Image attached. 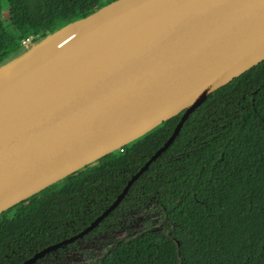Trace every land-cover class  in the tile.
Instances as JSON below:
<instances>
[{"label":"water","instance_id":"obj_1","mask_svg":"<svg viewBox=\"0 0 264 264\" xmlns=\"http://www.w3.org/2000/svg\"><path fill=\"white\" fill-rule=\"evenodd\" d=\"M264 61V0H113L0 68V215L183 113Z\"/></svg>","mask_w":264,"mask_h":264},{"label":"trees","instance_id":"obj_2","mask_svg":"<svg viewBox=\"0 0 264 264\" xmlns=\"http://www.w3.org/2000/svg\"><path fill=\"white\" fill-rule=\"evenodd\" d=\"M111 1L8 0L19 34L10 36L0 21V68ZM182 116L73 173L53 192L2 213L0 264H22L89 227L166 144ZM153 205L164 228L112 241L96 264H264V61L210 94L120 205L83 239L50 255Z\"/></svg>","mask_w":264,"mask_h":264},{"label":"rangeland","instance_id":"obj_3","mask_svg":"<svg viewBox=\"0 0 264 264\" xmlns=\"http://www.w3.org/2000/svg\"><path fill=\"white\" fill-rule=\"evenodd\" d=\"M0 21L7 28L10 36L19 34L10 23L8 0H3ZM63 181H59L43 191L45 193L53 192L61 186ZM6 212H10V209ZM164 221L162 212L156 210L154 205L150 206L140 212L129 214L119 223L116 229L104 235L80 241L77 248L63 251L55 256L45 257L39 264H96L108 251L112 241L125 240L129 236H136L153 229H163Z\"/></svg>","mask_w":264,"mask_h":264},{"label":"flooded vegetation","instance_id":"obj_4","mask_svg":"<svg viewBox=\"0 0 264 264\" xmlns=\"http://www.w3.org/2000/svg\"><path fill=\"white\" fill-rule=\"evenodd\" d=\"M83 238H84V237H83ZM83 238H82V239H83ZM94 238H95V237H94ZM79 240H80V239H79ZM87 240H88V239H87ZM76 242H77V241H76ZM68 245H69V244H68ZM68 245H66V246H68ZM66 246H63V247H66ZM63 247H61V248H63ZM61 248H59V249H61ZM59 249H58V250H59ZM58 250H55V251H53V252H56V251H58ZM65 251H66V250H65ZM51 253H52V252H51ZM51 253H50V254H51ZM50 254L46 255L45 257L51 256ZM57 254H59V253H57ZM57 254H56V255H57ZM54 256H55V255H54ZM45 257H44V258H45ZM44 258H42V259H40V260H43ZM38 261H39V260H38ZM38 261H37V262H38ZM37 262H36V263H37ZM36 263H35V264H36Z\"/></svg>","mask_w":264,"mask_h":264},{"label":"built area","instance_id":"obj_5","mask_svg":"<svg viewBox=\"0 0 264 264\" xmlns=\"http://www.w3.org/2000/svg\"><path fill=\"white\" fill-rule=\"evenodd\" d=\"M25 43V42H24Z\"/></svg>","mask_w":264,"mask_h":264}]
</instances>
